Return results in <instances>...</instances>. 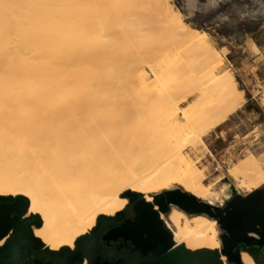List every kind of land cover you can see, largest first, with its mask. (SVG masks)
Returning a JSON list of instances; mask_svg holds the SVG:
<instances>
[{"label":"bare ground","instance_id":"1","mask_svg":"<svg viewBox=\"0 0 264 264\" xmlns=\"http://www.w3.org/2000/svg\"><path fill=\"white\" fill-rule=\"evenodd\" d=\"M244 104L225 54L172 0H0V195L28 200L26 229L53 251H75L128 193L218 200L197 149ZM226 175L263 189L264 152ZM174 207L177 243L222 247L214 218Z\"/></svg>","mask_w":264,"mask_h":264},{"label":"rangeland","instance_id":"2","mask_svg":"<svg viewBox=\"0 0 264 264\" xmlns=\"http://www.w3.org/2000/svg\"><path fill=\"white\" fill-rule=\"evenodd\" d=\"M172 1L191 26L209 33L211 43L225 54L226 66L233 71L239 88L244 91L243 107L232 114L225 124L214 129L209 136L205 137L207 133L203 136L207 148L201 144L197 149L199 157L202 156L201 166L207 169L206 184L212 183L214 189L221 192L220 198L213 199L212 203L225 204L236 194L246 196L251 193L247 187L232 182L226 175L227 169L249 152L257 155L264 152V105L261 103L264 92V0ZM253 43H256L259 50L254 49ZM190 103L191 100L180 108ZM151 110L153 113H162L165 105L155 98L151 103ZM184 152L195 158L191 150L186 149ZM162 193L164 192L150 193V196L154 199ZM3 194L0 198H13L6 201L7 203H14L16 198L21 197V194ZM139 195L145 198V194ZM219 231L220 234L223 233L220 226ZM253 251L258 252L256 249ZM223 261L229 264L227 258ZM255 263L264 264V256L257 257Z\"/></svg>","mask_w":264,"mask_h":264},{"label":"flooded vegetation","instance_id":"3","mask_svg":"<svg viewBox=\"0 0 264 264\" xmlns=\"http://www.w3.org/2000/svg\"><path fill=\"white\" fill-rule=\"evenodd\" d=\"M156 198H165L166 201L167 196L164 192L152 201H147L139 195L118 215L104 217L97 230L91 231L79 240L75 251L68 248L52 251L36 243L26 229L32 220H23L28 208L24 213L14 210L11 217L16 218V221L3 238L5 239L3 245L12 243L15 247L12 255L18 261L17 264H85L86 258L88 264H157L164 255L161 252L164 240L172 239L173 246L170 250L181 243L176 242L175 227L169 219L175 207L167 203L163 210ZM141 200L151 205L139 204ZM227 202L221 205L211 202V211L216 212L215 206L224 208ZM192 215L195 217L201 213ZM184 248L191 259H199L201 264H226L217 250L190 251L185 245ZM251 249L258 251L254 257L252 256L255 261L257 257L264 256V247L254 246ZM27 251H30V254ZM243 253L244 251L241 253V258ZM0 264L11 263L0 260Z\"/></svg>","mask_w":264,"mask_h":264},{"label":"water","instance_id":"4","mask_svg":"<svg viewBox=\"0 0 264 264\" xmlns=\"http://www.w3.org/2000/svg\"><path fill=\"white\" fill-rule=\"evenodd\" d=\"M165 194L166 201L165 198H156L163 210L168 203L190 215L201 213L217 221L221 230L225 232L223 235L220 234L222 248L219 253L226 256L228 263L241 264L242 251L254 246L264 247V188L246 196L236 194L224 208L215 206L216 212L211 211L210 203L199 200L181 189L166 191ZM127 195L132 197V201L139 196V194L131 193ZM8 200H13V198H0V242L16 221V218L11 217L12 211L24 213L29 207V202L26 199L16 198L14 203H7ZM139 204L151 205L144 200H141ZM172 246V239L164 240L161 251L164 255L157 264H201L199 259H191L187 255L183 244L170 250ZM14 251L15 247L12 243L0 245V260L5 263L17 264L18 261L12 255ZM27 252L30 254V251Z\"/></svg>","mask_w":264,"mask_h":264},{"label":"trees","instance_id":"5","mask_svg":"<svg viewBox=\"0 0 264 264\" xmlns=\"http://www.w3.org/2000/svg\"><path fill=\"white\" fill-rule=\"evenodd\" d=\"M245 250L248 251L251 255H253V257L255 256L253 249H245Z\"/></svg>","mask_w":264,"mask_h":264},{"label":"crops","instance_id":"6","mask_svg":"<svg viewBox=\"0 0 264 264\" xmlns=\"http://www.w3.org/2000/svg\"><path fill=\"white\" fill-rule=\"evenodd\" d=\"M226 122H227V121H225V122L222 123L221 125L225 124ZM221 125H219V126H221ZM219 126H218V127H219ZM218 127H216V128H218ZM216 128H215V129H216ZM213 130H214V129H213ZM213 130L209 131V132L207 133V135H205V137H206V136H209Z\"/></svg>","mask_w":264,"mask_h":264}]
</instances>
